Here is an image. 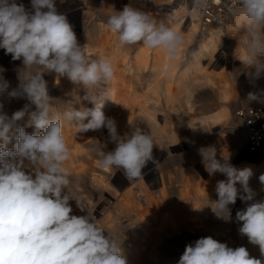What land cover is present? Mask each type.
Listing matches in <instances>:
<instances>
[{
    "label": "rangeland",
    "instance_id": "obj_1",
    "mask_svg": "<svg viewBox=\"0 0 264 264\" xmlns=\"http://www.w3.org/2000/svg\"><path fill=\"white\" fill-rule=\"evenodd\" d=\"M87 1L55 0V5L58 13L66 15L78 43L90 50L88 56L91 59H107L113 67L116 62L123 63L131 73L142 48L147 50L146 64L138 75V82L129 91L135 95V100L129 103L132 106L142 103L151 108L153 97H157L155 119L145 118L143 113L130 109L127 116H120L115 104L118 91L112 87L110 102L102 111L106 117L115 120L121 136L130 131V125H139L154 135L155 162L149 161L142 169V178L133 181L127 179L122 169H99L93 148L105 143V151L115 148V144L109 141L107 129L77 133L75 123L65 120L63 133L71 152L65 166L73 177L80 178L79 188L73 189V193L83 200L86 208L81 211L75 200H71L73 214L80 216L92 212L100 226L106 229L105 235L109 232L119 243L127 264H178L186 245L208 236L234 249L243 246L250 257L260 259L264 264L259 246L249 243L248 238L239 233L242 222L236 220V212L245 210L253 201H243L238 197L236 203L229 206L230 221L216 218L205 204L208 200L218 199L217 182L226 181L227 177L219 172L210 176L198 151L201 147L212 146L221 162L224 156H228V162L235 168H251L253 175L249 186L256 193L254 200H264V185L259 180L264 174V165L245 155V132L242 121L235 115L239 108L264 106V71L256 78V69L246 65L249 56L243 41L248 32L244 18L236 20V17H231L225 28H220V15L227 11L228 5L219 14V9H216L208 24H204L200 16L198 26V20L187 12L191 0H188V6L185 0L138 2L137 9L143 8L158 24L164 23L184 37V44L176 57V80L163 79V87H171V92L168 96H161L156 92V59H163L165 51L149 49L139 43L120 46L118 36L104 23L113 11H122L127 0H93L92 10L88 9ZM17 3H23L26 9L31 10L30 0H17ZM104 4L109 7L107 13L100 10ZM114 6L117 9H113ZM192 19L196 32L191 34ZM256 29L261 31L264 42V25H256ZM203 45L208 46V50L197 58ZM260 59L264 61V57ZM22 69V59L13 61L10 54L0 49V77L8 82V92L18 88ZM43 75L49 84V95L56 100L52 105L55 111L62 114L71 105L77 110L93 107L90 102L82 100L85 95L82 86L74 85L67 76H59L55 72ZM56 77H59L58 84H55ZM220 80L234 85V99L227 102L221 98ZM103 88L104 83L96 86L98 96L102 95ZM8 92L0 94V104H3L2 111L11 117L30 102L23 97L11 98ZM249 93H254L257 99L249 100ZM130 104L129 108L132 107ZM35 110V106L30 104L29 113ZM28 118L26 114L18 124L25 125ZM25 131L37 134L34 127H26ZM15 143L13 138L7 147L14 149ZM96 177L100 178L99 182ZM236 187L243 194L239 183ZM143 189L148 194L147 199H153L152 204L141 195Z\"/></svg>",
    "mask_w": 264,
    "mask_h": 264
},
{
    "label": "clouds",
    "instance_id": "obj_2",
    "mask_svg": "<svg viewBox=\"0 0 264 264\" xmlns=\"http://www.w3.org/2000/svg\"><path fill=\"white\" fill-rule=\"evenodd\" d=\"M30 2L28 10L17 0H0V49L10 54L13 61L22 59L23 64L18 88L8 92V82L0 77V94L8 92L11 98H26L36 109L29 113L26 104L8 117L0 104V264H127L119 243L109 232L105 235L106 229L92 212L73 214L71 200L81 211L86 208L83 200L73 193V189L79 188L80 178L73 177L65 166L71 152L63 133L64 122L75 123L77 133L106 128L115 148L105 151L106 143L93 148L98 168L122 169L129 181L142 178L146 164L155 162V137L139 125H130V131L123 136L118 133L115 120L102 111L105 96L96 94L97 85L113 79L112 63L88 56L66 15L58 13L55 0ZM211 2L191 0L189 7L185 0L188 15L193 19L203 16ZM232 2L227 12L245 20L248 36L243 42L249 56L246 65L254 67L259 78L264 71V61L260 59L264 57V42L256 25H264V0ZM104 23L118 36L120 46L139 43L149 49L161 48L169 59H175L184 44L179 32L128 5L122 11H113ZM45 72L67 76L72 83L82 86L85 92L82 100L93 107L77 110L71 105L62 114L55 111L52 105L56 100L49 95ZM248 99L257 97L249 93ZM26 114L29 118L20 126L18 122ZM26 127H34L37 134L26 133ZM13 138L14 149H9L7 145ZM198 151L210 176L219 172L227 177L226 181L217 182L218 199L208 200L205 206L216 218L230 221L229 206L238 197L253 201L245 210L236 212V220L242 222L238 231L249 243L258 245L264 256V200H254L256 193L249 186L251 168H235L228 162V156L221 162L212 146ZM259 180L264 185V174ZM178 264H262V261L250 257L243 246L234 249L208 236L186 245Z\"/></svg>",
    "mask_w": 264,
    "mask_h": 264
},
{
    "label": "bare ground",
    "instance_id": "obj_3",
    "mask_svg": "<svg viewBox=\"0 0 264 264\" xmlns=\"http://www.w3.org/2000/svg\"><path fill=\"white\" fill-rule=\"evenodd\" d=\"M143 0H127V5L128 6H131L135 9H137V6L139 5L138 2H141ZM89 6H88V9L92 10L94 8V5H93V0H88L87 1ZM212 4L216 6V8L218 10V14L220 12H222V10L224 9L225 6H233V2L232 0H212ZM109 8V7H108ZM108 8L107 6L104 4V6H102V8L100 9L102 11V13H107L108 11ZM113 9H117V7H113ZM140 10H142L143 8H140ZM101 11H100V14H101ZM143 11V10H142ZM188 12V10H187ZM218 14H216V17L218 16ZM215 17V19H216ZM232 16H230L228 14L227 11L221 13L220 15V18H219V21H218V26L220 28H225V26L227 25V23L229 22V20L231 19ZM241 17H236V20H239ZM196 20H198V26L200 24V17L199 18H196ZM191 23H192V31H191V34L192 33H195L196 32V26H195V23L193 22V19L191 20ZM212 36H215V34H213ZM87 45H89L87 43ZM199 55L197 56L198 57H201L202 55H204V53L207 52L208 50V46L206 45H203V46H200V49H199ZM88 55L90 54V50L87 49L86 50ZM178 54V53H177ZM146 55H147V50L145 48H142V51L140 52V54L138 55V60L136 61L137 64H136V67H135V70L133 72H129V69H127L123 63H120L119 62H116L115 63V66H114V72H115V75L113 77V79L110 81V82H104V88L102 90V97H104L103 99V108L107 107L109 102H110V99H111V95H112V89L111 87L114 89V91H118V96H117V99L115 100V104H116V107H117V110L121 113L120 116H127L128 115V111L129 109L132 111V110H136L138 112H141L143 113V115L145 116V118H148V119H155V113H154V109H156L157 107V97H153L154 99V103L152 104L153 106L151 108H148L146 106H144L142 103H136L134 104L133 106L129 103V102H133V100H135V95L131 92L129 94V91L133 89L132 85H135L137 82H138V75H140V72L143 70L145 64H146ZM177 57V55H176ZM176 57L175 59H169L167 56H166V53L163 54V59L162 57H158L156 60V66H157V95H159L161 93V96H168L169 93L171 92L170 89L171 87H166L164 88L163 87V79L164 80H170L172 81V79L176 80V70H177V66H176ZM155 60V61H156ZM49 73V72H48ZM50 74V73H49ZM162 77V78H160ZM51 78V77H50ZM63 78V77H62ZM61 78V79H62ZM53 80V79H52ZM59 77H56L55 78V84H58L60 83L59 81ZM68 80V79H67ZM220 83L221 85H219V91H220V96L222 99H224V101H229L231 99H234L235 96L233 94V89H234V85H230L229 83H227V81H222L220 80ZM74 84V83H73ZM49 85V84H48ZM60 85V84H59ZM75 85V84H74ZM77 85V84H76ZM66 86V85H65ZM68 87V86H67ZM70 87V86H69ZM59 88V87H58ZM62 88V87H61ZM71 88V87H70ZM75 88V87H74ZM55 89V88H54ZM53 90V89H52ZM77 90V89H76ZM75 91V90H74ZM58 92V91H57ZM78 92V91H77ZM63 93V92H62ZM65 93H66V90H65ZM66 95V94H65ZM76 95V94H75ZM130 97V98H129ZM75 99V98H74ZM74 99L72 101H74ZM76 100V99H75ZM66 101V100H65ZM70 101V99H69ZM58 102V101H57ZM78 102V101H77ZM59 103V102H58ZM62 103V101H61ZM129 104L130 107L129 108ZM30 105V104H29ZM70 105V104H69ZM33 106V105H32ZM154 107V108H153ZM102 108V109H103ZM113 111V110H112ZM116 113V112H115ZM114 113V114H115ZM133 113V112H132ZM123 116V117H124ZM117 117V116H116ZM120 119V117H118ZM116 119V118H115ZM123 120V119H122ZM214 120V119H213ZM120 121V120H119ZM195 123V122H194ZM193 123V124H194ZM196 123H199V121H196ZM201 123V122H200ZM199 123V124H200ZM83 136V135H82ZM81 140L84 139V137H79ZM80 140V141H81ZM245 140H246V137H245ZM87 141V140H86ZM245 149H246V142L244 143V149L243 151L245 152ZM245 155L250 157V158H253L255 159V157H252L253 155H250V154H247V152H245ZM257 161L264 165V159L260 158L258 160V158H256ZM73 160V159H72ZM68 164V163H67ZM71 164V163H70ZM69 165V164H68ZM30 171V169H28ZM98 179V182H99V177H96V180ZM213 179V178H212ZM214 180V179H213ZM130 191V190H129ZM141 192V195L144 197V199L146 200L147 197H148V194L146 193V190L143 189L140 191ZM130 192H128V195H129ZM127 194V193H126ZM186 198V197H185ZM150 204H152L153 202V199H147ZM152 201V202H151Z\"/></svg>",
    "mask_w": 264,
    "mask_h": 264
},
{
    "label": "built area",
    "instance_id": "obj_4",
    "mask_svg": "<svg viewBox=\"0 0 264 264\" xmlns=\"http://www.w3.org/2000/svg\"><path fill=\"white\" fill-rule=\"evenodd\" d=\"M216 6L210 4L208 12L201 16L204 24H208L216 10ZM219 9V8H218ZM235 115L242 121L245 137L247 154L252 157L264 159V106L252 105L246 108H239Z\"/></svg>",
    "mask_w": 264,
    "mask_h": 264
}]
</instances>
